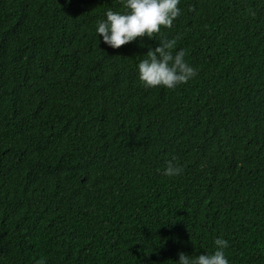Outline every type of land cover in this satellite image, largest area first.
<instances>
[{
  "label": "trees",
  "instance_id": "obj_1",
  "mask_svg": "<svg viewBox=\"0 0 264 264\" xmlns=\"http://www.w3.org/2000/svg\"><path fill=\"white\" fill-rule=\"evenodd\" d=\"M198 75L146 88L121 0H0V264H264V0H180ZM176 157L182 174H162Z\"/></svg>",
  "mask_w": 264,
  "mask_h": 264
},
{
  "label": "clouds",
  "instance_id": "obj_2",
  "mask_svg": "<svg viewBox=\"0 0 264 264\" xmlns=\"http://www.w3.org/2000/svg\"><path fill=\"white\" fill-rule=\"evenodd\" d=\"M122 11L108 9L105 18L96 26V34L103 42L112 48H120L138 38L156 39V47L149 46L146 58L138 63V79L146 88L176 89L179 85L188 83L198 75L197 69L185 59L184 49L177 50L179 35L171 39L162 36V29H170L174 21L181 15L180 0H121ZM157 40V39H156ZM176 157L167 160L162 174L175 177L184 169L175 162ZM215 250L210 253H200L191 257L185 252L179 253L177 264H229L225 255L228 241L217 238L214 241ZM36 264H46L41 258Z\"/></svg>",
  "mask_w": 264,
  "mask_h": 264
}]
</instances>
